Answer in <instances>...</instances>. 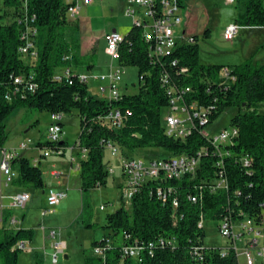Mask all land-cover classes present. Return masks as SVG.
Masks as SVG:
<instances>
[{"label":"trees","instance_id":"16d2710c","mask_svg":"<svg viewBox=\"0 0 264 264\" xmlns=\"http://www.w3.org/2000/svg\"><path fill=\"white\" fill-rule=\"evenodd\" d=\"M185 7V0H180ZM20 0H2L0 6V153L8 139L6 121L19 108L34 107L52 115H64L77 109L80 115V135L74 148L80 158V178L82 208L80 222L86 227H98L93 223L90 190L107 184L108 172L104 163V144L113 140L122 149L134 151L141 148H159L164 153L196 155L207 146L209 152L200 161L194 179L172 180L175 186L179 207L174 221L172 201L162 202L152 182L145 183L135 195L131 210L124 204L106 216L102 227L109 231L92 247L106 248L104 264H239L233 249L222 256L209 246L198 253L196 248L203 243L204 230L198 227L201 215L207 220H221L226 217L235 220L246 216L263 221L264 204V112L259 108L264 104V63L248 59L233 67L223 64H203L200 61L198 43L179 46L172 56L162 58L158 63H150L148 44L143 38V28L133 26L125 35L120 46L121 66L139 68V92L124 95L120 100L108 101L94 96L88 84L82 81L72 67L83 66L77 52L79 41L65 39L63 27L71 24L67 20V5L64 0H30L28 11L35 13L33 22L38 29V57L27 63L18 52L23 43L22 25L15 20ZM77 21V20H76ZM76 21H74L76 23ZM74 23V24H75ZM237 25L264 28V0H245L244 10L239 13ZM78 26V23H76ZM210 37L211 31L204 32ZM198 38L197 35H195ZM64 67L70 70L69 76L56 78L55 69ZM186 68V72H181ZM229 69L234 78L224 81L219 78L223 69ZM34 71L38 89L34 94L13 99H5L7 89L13 85V77L21 72ZM167 75L169 84L164 85ZM182 90L190 87L184 95L187 104L197 103L211 108L206 125L196 123L192 133L186 138H175L167 134L162 111L171 103L173 94L170 88ZM119 107L130 111L125 125L114 130L98 121L112 108ZM228 107L237 112L231 118L230 126L239 131L231 144L221 146L228 155H220L204 134V128L212 124ZM63 124V122H62ZM64 125V124H63ZM67 141L38 143L39 149L65 150ZM86 149L84 158L82 150ZM246 155L250 165L242 163ZM13 165L18 171L14 183L24 188H43V171L39 164L30 161L24 154L18 156ZM221 171L227 181L225 190L212 191L206 181L220 176ZM200 200L192 202L189 194H199ZM200 195V194H199ZM33 228H0V257L3 264H19L18 259L24 248L20 244L34 240ZM121 237V239H120ZM175 237L176 246L162 247L160 238ZM154 243L152 251L143 252L139 261L126 256L123 246L134 243Z\"/></svg>","mask_w":264,"mask_h":264},{"label":"built area","instance_id":"2783aa9c","mask_svg":"<svg viewBox=\"0 0 264 264\" xmlns=\"http://www.w3.org/2000/svg\"><path fill=\"white\" fill-rule=\"evenodd\" d=\"M2 1V0H1ZM21 5L15 14L14 20L22 25L21 38L23 43L19 46L18 52L20 56L28 57L33 62L38 57L37 38L38 29L33 22L37 19L35 13L28 11L30 0H20ZM93 0H64L67 5L66 17L69 21H76L81 12L83 5H89ZM237 0H226L228 4H234ZM183 9L180 0H126L125 14L132 17L133 26L143 28V38L148 44V58L150 63H158L167 56H172L175 50L186 44H195L198 42V38L195 35H188L186 31L181 29L183 24ZM240 29V26L236 23L228 25L224 32L223 38L225 40H232L236 37ZM106 52L112 60L117 62L120 59V46L125 39V34L111 30L105 34ZM124 66L118 63L116 68L108 74L101 77V80L107 81V85L101 87L102 93H106L109 90V95L104 96L102 99L112 101L120 100L124 95H129L122 91V80L125 74ZM187 69L183 68L181 72H186ZM70 70L66 69L63 75H56L58 80L62 76H69ZM79 78L88 84L89 76L85 74L77 73ZM139 74V83H140ZM219 78L224 81H230L234 78L230 75V70L225 68L220 74ZM164 85L169 84V78L167 75L163 76ZM139 86V84H138ZM38 89V83L36 81V75L34 71L21 72L13 77V85L10 86L6 93L5 99L11 102L13 99L19 97H26L27 95L34 94ZM170 93L173 94L171 103L168 107V113L164 116L163 122L168 135L175 138L186 139L194 129L196 123L200 125L208 124V115L211 112V108H205L199 106L193 102L186 103L184 95L191 92L190 87H186L182 90L170 88ZM130 111H124L123 109L116 107L112 108L106 115L100 116L98 121L101 124L108 126L114 130L121 129L127 120ZM64 115H53L54 121L49 125L47 129V141L59 142L64 138V126L62 124ZM239 131L235 127L229 126L223 128L220 132L206 135L208 141L213 148L220 153V155H228L227 151L221 150V146L231 144L234 138L238 137ZM37 143L32 138H27L21 141L16 147H4L0 153V177L5 183H14L18 177V171L13 165V161L25 151L31 149H39ZM104 149L110 151L112 157L119 159L122 183L121 193L123 204L126 209L132 207V202L135 195L140 191L141 187L147 183L152 182L154 188L151 193L156 195L167 203L172 201L174 209V221L177 219V209L179 207V199L176 195L177 190L172 184L168 182L172 180H184L185 178L194 179L197 169L200 166L201 158L204 154L209 152L207 146H203L196 155L186 154H170V155H157L155 157L145 158L144 156H125L121 147L113 140H107L104 144ZM42 157H49L51 155H62L63 150H50L49 148L40 149ZM87 154V150H82L81 158H84ZM40 157H35L32 162L39 164ZM80 163V158L78 159ZM78 163L77 168L80 169ZM242 163L246 166L250 165L249 158L244 155L242 157ZM106 169L109 175L115 174V169L111 165H106ZM54 176L58 172L52 173ZM212 191L225 190L228 188L227 181L221 171L220 176L210 181H206ZM199 194L191 193L189 198L192 202L196 203L200 200L202 194V186ZM67 193L64 190L49 189L46 196V205L42 209V214L45 216L55 211L56 207L66 198ZM31 199L29 192L23 191L12 196L11 207L26 208L28 202ZM264 208V204L262 205ZM101 209L105 206L101 205ZM2 205L0 204V211ZM206 218L201 215L198 222V227L204 230ZM218 227L221 234L227 239L224 245H210L203 243L196 248V251L201 254L206 247L215 246L216 250L222 255H227L231 249H233L237 255L239 264L241 263L240 256H245L244 264H264V211L263 221L258 223L251 217H244L232 220L228 217L217 220ZM0 222L2 220L0 219ZM17 219L13 218L9 224L15 226ZM58 232L51 230L49 232V238L55 239L53 241L54 253L52 255V262L56 264L59 259V255L66 252L67 244L63 240H57ZM205 237V236H204ZM243 240L242 252L238 247V242ZM159 244L162 247L176 246L177 240L175 237L160 238ZM154 243L139 242L137 240L134 243L123 246V252L126 256L135 258L139 261L142 260L141 256L147 249H153ZM20 248H25V244L21 243ZM94 254L105 260L106 248H93Z\"/></svg>","mask_w":264,"mask_h":264},{"label":"rangeland","instance_id":"374dc122","mask_svg":"<svg viewBox=\"0 0 264 264\" xmlns=\"http://www.w3.org/2000/svg\"><path fill=\"white\" fill-rule=\"evenodd\" d=\"M125 0H93L90 6L84 7L80 12V26L74 21L65 25V39L70 42L73 38L88 37L99 40V47L96 50V56L84 59L83 68L86 72L87 66L91 63H98L95 68L91 69L97 75L107 74L108 66H118L116 60H111L106 54V42L104 36L108 31L117 29L120 32H127L131 27V20L124 12ZM244 1L237 0L234 4H228L226 0H185L183 9L184 21L182 26L188 35H198V44L200 46V61L203 64H223L233 67L237 64L253 59L254 62L264 63V28L240 26L239 32L232 40H225L223 32L225 28L235 23L239 13L244 10ZM2 1L0 0V6ZM75 23V24H74ZM209 29L210 37H206L204 32ZM24 61L29 63L28 57H23ZM31 61L30 63H32ZM102 63V64H99ZM63 68V67H62ZM61 67L55 69V73H61ZM90 70V71H91ZM126 74L124 76V85L128 84V94H136L139 89V68L137 66H125ZM136 84V86H134ZM104 84L92 77L89 80V91L96 97L103 98L109 95V90L102 93L101 87ZM138 86V88H137ZM169 109L164 108L162 118ZM264 112V104L259 108ZM237 109L228 107L212 124L204 128V134L210 135L220 132L223 128L230 126L231 118L235 115ZM54 121L53 115L47 111H41L34 107H23L16 109L6 121V132L8 139L6 146L16 147L21 141L32 138L36 143L38 141L47 142V129ZM64 123V140L68 145L65 148L66 155L62 157L52 156L42 161L40 166L43 169L44 178L49 183L54 178L49 175L53 170L51 162H58V170H64L65 173L70 169L71 147L79 139L80 135V115L77 109L65 113ZM124 154L131 156H144L145 158L155 157L163 151L159 148H141L135 151L123 149ZM30 156L33 150L23 152ZM104 163L111 165L115 169V174L109 175L107 184L90 190V202L92 207L93 223L98 227L86 228L80 222L82 200H81V180L80 173L70 171V182L66 186L67 178L65 175L59 177L56 182L60 181L59 187H64L68 197L64 199L56 211L46 216L42 215V209L45 207V188H29L31 200L26 208H11L13 215L18 218L19 224L16 228H33L36 232L35 240L32 243L27 242L24 250L19 255V264H36V253L45 257V262L41 264H53L52 253L54 252L51 244L55 239L49 238V232L56 230L58 239L67 242L66 252L59 255L56 264H87V258H99L94 254L92 243L100 241L105 235L109 234L102 226L106 223V216L115 212L123 205L120 183L122 181L120 161L112 157L109 150L104 149ZM69 163V164H68ZM68 164V165H67ZM52 181V182H53ZM50 182V184H52ZM56 187L54 184H52ZM8 202V200H6ZM6 202V203H7ZM101 205L105 208L101 209ZM131 210V208H129ZM25 213V219L22 214ZM217 220L206 219L204 223L205 237L204 241L210 245H224L227 239L221 234ZM15 228V229H16ZM48 236V237H47ZM121 239V237H120ZM240 252L243 248V240L238 242ZM241 263H245V256H240ZM92 261V263H91ZM89 264H101L99 260H91ZM0 264L2 259L0 257Z\"/></svg>","mask_w":264,"mask_h":264},{"label":"crops","instance_id":"0c3cea01","mask_svg":"<svg viewBox=\"0 0 264 264\" xmlns=\"http://www.w3.org/2000/svg\"><path fill=\"white\" fill-rule=\"evenodd\" d=\"M123 5H124V12H125V6H126V0L122 3ZM91 4H89V5H83L82 6V8H81V10L82 9H84V7H87V6H90ZM127 16V15H126ZM128 18H130V20H131V27L129 28V30L133 27V20H132V17H130V16H127ZM183 21H184V17H183ZM80 22H81V20H80V14H79V17H78V19H77V21H76V23H78V26L81 28V26H80ZM181 29L183 30V31H186L185 30V27H181ZM113 30H117V29H113ZM129 30L127 31V32H121V33H123V34H127L128 32H129ZM118 31V30H117ZM109 32V31H108ZM107 32V33H108ZM120 32V31H119ZM187 33V32H186ZM198 36V35H197ZM105 37V36H104ZM104 40H105V38H104ZM78 41H79V49H78V52H77V54H78V56H79V58L82 60V62L84 63V59H86L87 57H89V56H92L93 58L96 56V50H97V48L100 46L99 45V40L98 39H96L95 37H93V38H88V37H80V38H78ZM106 42V41H105ZM106 54H107V52H106ZM110 57V56H109ZM111 58V57H110ZM112 60V59H111ZM31 61H33V60H30V62ZM114 61V60H113ZM29 62V63H30ZM98 63H96V62H94L93 61V63H91V64H89L86 68H87V70H88V72H86V70H85V68H83V66H80V67H72L71 69H72V71L74 72V73H82V74H85V75H88L89 76V80H90V78L92 77L93 79H95V80H99V81H101L104 85H107V81H105V80H101V77L102 76H106V75H108L112 70H113V68H116L117 66H113V63L112 64H110L109 66H108V68H109V71H108V73L107 74H101L102 76L100 77V75H97L95 72H93L91 69H93V68H95L96 67V65H97ZM99 64H102V63H100L99 62ZM62 68V67H61ZM63 70H62V72L61 73H55L56 75H63L64 74V72H65V70H66V68H62ZM91 70V71H90ZM125 74H126V71H125ZM125 74L123 75V80H122V91L123 92H125V93H128V91H129V86H128V84H126L125 86H123L124 84V76H125ZM89 80H88V85H89ZM134 86H136V84H134ZM89 87V86H88ZM137 88H138V86H137ZM139 92V89H138V91H137V93ZM136 93V94H137ZM135 94V93H134ZM129 95H133V94H129ZM167 109V108H166ZM168 113V111L165 113V115ZM64 124V123H63ZM64 126V125H63ZM64 131H65V129H64ZM5 147H7L6 146V144H5ZM9 147V146H8ZM33 150V153L32 154H30V156H28V155H25L24 153V155L26 156V157H28L29 159H30V161L32 162V160L35 158V157H42V154H41V151H40V149H31V151ZM70 150H71V154H70V169H69V171H68V173L66 172L65 173V171L64 170H58L56 167H57V165H60L61 166V164H59L58 162H55V161H52L51 162V166L53 167V170H51V171H49V175L50 176H52L54 179L53 180H56V179H58L59 177H61V176H63V175H65L66 176V178H67V181H66V186H67V188H68V185H69V182H70V175H69V173H70V171L71 172H73V173H80V169H78L77 168V166H78V163H79V161H78V159H79V156H78V149L77 148H74V147H71L70 148ZM137 150H139V149H137ZM135 151V150H134ZM123 152V151H122ZM129 152V151H128ZM164 152H162L161 154H163ZM123 154H124V152H123ZM161 154H159V155H161ZM66 155V152L64 151L63 153H62V155H57V157H62V156H65ZM125 156H131V155H129L128 153L127 154H124ZM52 156H56V155H51V156H49V157H52ZM49 157H43V158H41V160H40V163H39V166H41V164H42V161L43 160H45V159H47V158H49ZM141 157H143V156H141ZM67 164V165H68ZM42 171H43V169H42ZM54 171H56V172H58V174L57 175H53L52 173L54 172ZM44 171H43V177H44ZM53 180H51L50 182H52ZM80 180H81V178H80ZM123 180V179H122ZM44 182H45V185H44V187L43 188H45L46 189V196H47V192H48V190L49 189H57V190H64V187H59V185H60V181L59 182H56V181H53L52 182V184H54L56 187H54L52 184H50V182L49 183H47V181H46V179L44 178ZM121 183H122V181H121ZM121 183H120V186H121ZM80 190H81V186H80ZM23 191H26V192H29V188H24V187H20V186H18V185H16V183H11V184H6L5 183V181L3 180V179H1V177H0V204L2 205V210L0 211V219L2 220V222H0V228L1 227H4V226H6V227H11V228H16V225H18L19 224V220H18V218H16L14 215H13V213H12V210H11V208H13V207H11V202H12V196L13 195H15V194H17V193H20V192H23ZM65 191V190H64ZM66 193H67V191H65ZM46 196H45V202H46ZM68 197V193H67V196H66V198ZM32 198V197H31ZM65 198V199H66ZM6 200H8V202L6 201ZM31 200V199H30ZM81 200H82V193H81ZM7 202V203H6ZM30 202V201H29ZM28 202V203H29ZM61 204V203H60ZM28 205V204H27ZM59 206V205H58ZM55 211H56V209H55ZM54 211V212H55ZM42 212V211H41ZM43 215V214H42ZM44 216V215H43ZM46 216V215H45ZM25 217V213H23L22 214V218L23 219H25L24 218ZM13 218H15V219H17V223L15 224V226H12V225H10L9 224V222H10V220L11 219H13ZM17 229V228H16ZM35 237H36V235H35ZM48 237V236H47ZM57 237H58V235H57ZM34 240H35V238H34ZM33 240V241H34ZM58 240H63V239H58ZM33 241H31V242H29V243H32ZM63 241H65V240H63ZM66 242V241H65ZM53 244V243H52ZM52 244H51V247H52V249H53V246H52ZM66 244H67V242H66ZM53 251H54V249H53ZM54 253V252H53ZM53 253H52V255H53ZM35 257H36V264H41L42 262L44 263L45 262V257H43L40 253H36L35 254ZM91 263H92V261H91ZM101 264H104V262H102Z\"/></svg>","mask_w":264,"mask_h":264}]
</instances>
